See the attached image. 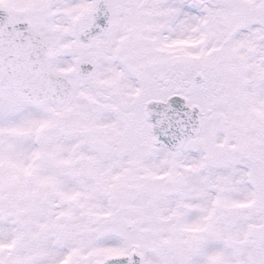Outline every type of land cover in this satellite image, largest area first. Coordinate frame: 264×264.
Returning <instances> with one entry per match:
<instances>
[{"label": "snow or ice", "instance_id": "1", "mask_svg": "<svg viewBox=\"0 0 264 264\" xmlns=\"http://www.w3.org/2000/svg\"><path fill=\"white\" fill-rule=\"evenodd\" d=\"M0 264H264V0H0Z\"/></svg>", "mask_w": 264, "mask_h": 264}]
</instances>
